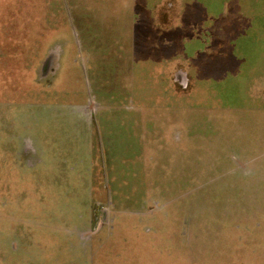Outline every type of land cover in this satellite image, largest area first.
<instances>
[{
  "label": "rangeland",
  "instance_id": "1",
  "mask_svg": "<svg viewBox=\"0 0 264 264\" xmlns=\"http://www.w3.org/2000/svg\"><path fill=\"white\" fill-rule=\"evenodd\" d=\"M174 2L162 52L177 49L191 80L183 149L132 156L96 133L84 150L74 122L52 141L49 119L98 102L88 38L102 29L88 20L131 1L0 0V264H264V105L240 59L255 53V0ZM86 208L112 220L90 221L89 241Z\"/></svg>",
  "mask_w": 264,
  "mask_h": 264
},
{
  "label": "crops",
  "instance_id": "2",
  "mask_svg": "<svg viewBox=\"0 0 264 264\" xmlns=\"http://www.w3.org/2000/svg\"><path fill=\"white\" fill-rule=\"evenodd\" d=\"M130 1L127 6L112 10L110 7L101 8V20L96 21V25L88 20V26L91 24L102 29L88 38V42L95 40L99 45L92 51L95 52L92 62L97 69L95 74L98 76L102 72L105 80L99 88L98 102H91L86 107L87 115H79L78 105H74L73 116L63 111V115L59 116V112L49 118L52 120L50 131L52 126L55 129L52 141L56 142L60 135H65L67 126L74 122L80 126L76 136L80 134L75 140L80 141L87 151L93 146L95 133L102 151L107 149L140 156L154 150L169 153L183 149V97L192 89L191 80L178 59L177 49L171 58L162 52L174 45L171 33L175 32L179 21L176 4L174 0L155 5L151 0ZM255 3L256 30L252 31L256 36L246 39L253 45L255 53L245 54L240 59L244 61L243 67L256 70L247 91L251 97L256 95L255 102L260 107L264 105V0H255ZM107 37L112 39L111 50L100 46ZM162 40L165 42L159 45ZM88 48L91 50L90 46ZM66 141L60 145V151L69 150L71 140ZM86 210L81 222L87 226L89 235L86 241H89L102 227L98 223L91 228L88 226L90 221L112 220L109 213L90 214L89 208ZM86 241L83 239L82 243ZM100 248L92 249L98 252Z\"/></svg>",
  "mask_w": 264,
  "mask_h": 264
}]
</instances>
